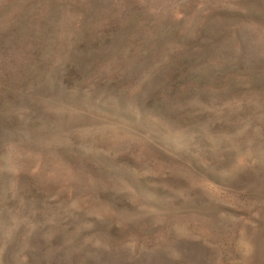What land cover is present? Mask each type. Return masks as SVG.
I'll list each match as a JSON object with an SVG mask.
<instances>
[{"label":"rangeland","instance_id":"1","mask_svg":"<svg viewBox=\"0 0 264 264\" xmlns=\"http://www.w3.org/2000/svg\"><path fill=\"white\" fill-rule=\"evenodd\" d=\"M0 264H264V0H0Z\"/></svg>","mask_w":264,"mask_h":264}]
</instances>
